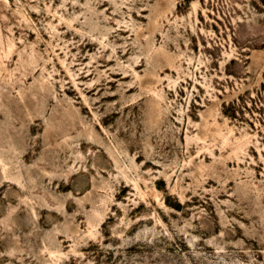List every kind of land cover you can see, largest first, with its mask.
I'll return each mask as SVG.
<instances>
[{
    "label": "rangeland",
    "instance_id": "rangeland-1",
    "mask_svg": "<svg viewBox=\"0 0 264 264\" xmlns=\"http://www.w3.org/2000/svg\"><path fill=\"white\" fill-rule=\"evenodd\" d=\"M0 264H264V0H0Z\"/></svg>",
    "mask_w": 264,
    "mask_h": 264
}]
</instances>
